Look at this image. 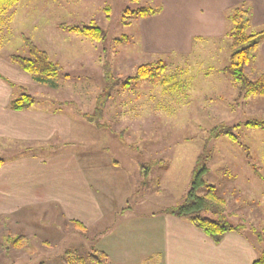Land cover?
<instances>
[{
    "label": "rangeland",
    "instance_id": "1",
    "mask_svg": "<svg viewBox=\"0 0 264 264\" xmlns=\"http://www.w3.org/2000/svg\"><path fill=\"white\" fill-rule=\"evenodd\" d=\"M160 5L161 0H19L1 17L0 79L11 87L12 99L27 93L35 105L60 109L83 121L81 114L92 113L97 97L109 93L100 122L104 126L84 120L86 131L74 141L78 152H89L105 163H100L101 171L105 166L114 173L93 184L102 203L115 212L83 231L53 206L35 209L26 219H18L19 227L0 222V241L6 239L0 242V254L13 237L24 235L37 262L45 257L44 264H63L62 260L77 264V256L93 264L87 257L95 242L124 226L126 241L133 242L128 254L134 257L135 235L140 234L135 228H141L144 217L182 202L196 157L204 150L210 153L205 181L226 200L227 222L244 227L248 238L264 243V131L237 127L233 133L239 144L224 136L212 138L221 125L264 120V95L236 100L232 79L220 72L232 52L226 35L197 40L188 55L145 50L139 31L142 18L126 10ZM89 22L102 29V41L94 43L58 26ZM262 29L249 27L248 33ZM23 36L57 62L61 74L33 87L16 82L1 63H11V54L27 56ZM121 36L126 39L116 41ZM156 61L166 66L163 77L171 81L169 86L137 80L121 88L139 65ZM262 72L264 62L255 55L245 74L255 79ZM240 145L247 147L248 158ZM105 264L114 263L108 259Z\"/></svg>",
    "mask_w": 264,
    "mask_h": 264
},
{
    "label": "crops",
    "instance_id": "2",
    "mask_svg": "<svg viewBox=\"0 0 264 264\" xmlns=\"http://www.w3.org/2000/svg\"><path fill=\"white\" fill-rule=\"evenodd\" d=\"M236 7H248L249 27L264 28V0H161L156 7L161 11L142 18L139 25L144 49L188 55L197 40L224 37L229 29L227 13ZM256 55L264 62V39ZM1 64L16 82L36 86L33 77L17 66L5 61ZM11 97V87L0 79V222L19 227L18 219H26L35 209L53 206L68 222L77 221L85 229L96 227L115 209L102 203L93 180L111 179L114 173L105 166L101 171L103 162L89 152L77 151L74 139L83 137L84 120L35 104L29 109L11 110ZM165 210L144 217L141 228H135L140 234L135 235L134 257L128 254L133 242L126 241L124 226L114 236L95 242L92 250L104 253L114 264H252L264 250L261 240L253 241L243 230L227 232L214 243L189 221ZM12 239L0 254V261H5L0 264H44L47 260L44 257L37 262L32 257L28 238L21 248L15 247Z\"/></svg>",
    "mask_w": 264,
    "mask_h": 264
},
{
    "label": "trees",
    "instance_id": "3",
    "mask_svg": "<svg viewBox=\"0 0 264 264\" xmlns=\"http://www.w3.org/2000/svg\"><path fill=\"white\" fill-rule=\"evenodd\" d=\"M18 1L0 0V20ZM248 10V7H236L230 10L226 17L229 25L226 36L230 39L232 52L229 55L228 64L220 72L232 79L237 90L236 100H245L250 96L264 95V72L255 79H250L245 74V68L257 54L259 43L264 39V28L258 33H248L250 26ZM160 11V8L152 7H138L135 10H126L129 15L139 18L151 17ZM131 16L127 18L131 19L133 17ZM129 22L127 21L126 23L128 24ZM58 26L60 30L83 36L94 43H98L104 38V32L94 22L81 26H65L63 24ZM22 39L27 50V56L11 54L9 60L12 64L17 66L22 72L32 76L37 83L46 82L61 74V66L57 62L51 61L45 51L39 49L28 37L23 36ZM125 39V36H121L116 41L121 42ZM165 69L166 66L162 61L141 64L136 68L134 76L122 82L120 86L122 89H126L131 85L132 81L137 80H147L159 83L162 86H169L171 81L163 77ZM63 77L67 78L68 76L65 74ZM109 97V93L102 96L99 95L92 113H82V119L98 128L103 127L104 124H100V122H102L103 118L104 105ZM34 104L35 99L33 96L27 93H20L17 97L10 100L8 108L16 111L25 110L33 107ZM239 126L264 131V120L246 121L231 127L221 125L213 130L212 138L224 136L231 142L239 144L237 136L233 133V130ZM240 146L245 150L248 158L247 147L244 145ZM209 159L210 153L205 150L198 154L191 173L189 188L184 199L180 204L168 208L164 212L189 221L214 243H219L227 232H241L244 227L233 226L227 222L224 217L226 200L218 195L214 186L206 183L205 175L208 172L207 164ZM2 164L3 161L0 160V166ZM73 224L76 228L85 231V227L77 221L73 222ZM26 240V236L18 235L13 237L12 241L15 247L21 248L25 245L22 242ZM87 259L93 264H105L107 256L100 251L92 250ZM71 262H66V264H71ZM74 262L85 264L86 261L76 256L74 257ZM252 264H264V250Z\"/></svg>",
    "mask_w": 264,
    "mask_h": 264
}]
</instances>
